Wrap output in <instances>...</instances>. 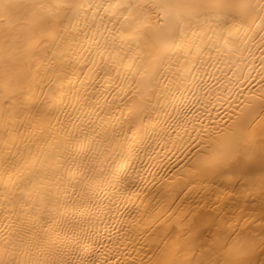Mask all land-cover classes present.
Returning a JSON list of instances; mask_svg holds the SVG:
<instances>
[{"label":"bare ground","instance_id":"obj_1","mask_svg":"<svg viewBox=\"0 0 264 264\" xmlns=\"http://www.w3.org/2000/svg\"><path fill=\"white\" fill-rule=\"evenodd\" d=\"M144 2L0 0V264H264V0Z\"/></svg>","mask_w":264,"mask_h":264},{"label":"snow or ice","instance_id":"obj_2","mask_svg":"<svg viewBox=\"0 0 264 264\" xmlns=\"http://www.w3.org/2000/svg\"><path fill=\"white\" fill-rule=\"evenodd\" d=\"M65 7L71 11L73 9H82L84 5L83 4H80V5L66 4ZM122 7L130 15L132 13V10L136 8L137 5L126 4V5H122ZM153 7L154 5L151 3V0H145V2L139 6L138 14L132 20H129L128 16H125L124 22H127L128 24L136 25L138 31L141 33H147L149 29L151 28V25L149 24V20H150V11ZM71 18L74 19L75 17H71ZM122 27H123V24H122ZM71 39L74 40L75 37H72ZM94 42L97 45H99L101 41L95 40ZM59 55H60L59 61L53 60L49 63L40 65L38 71L39 73H41L42 79H47L49 80V82H53L54 80H60L62 82L64 79H67V74L64 72V67H65L64 62H63L64 53H60ZM139 74L140 73H137V75ZM129 131L131 132L133 131V129L130 128Z\"/></svg>","mask_w":264,"mask_h":264}]
</instances>
